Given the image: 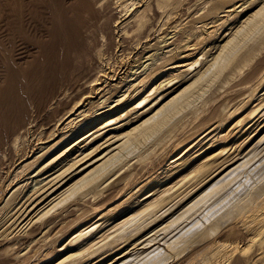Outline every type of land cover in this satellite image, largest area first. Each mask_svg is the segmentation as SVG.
I'll list each match as a JSON object with an SVG mask.
<instances>
[{
    "label": "rangeland",
    "instance_id": "374dc122",
    "mask_svg": "<svg viewBox=\"0 0 264 264\" xmlns=\"http://www.w3.org/2000/svg\"><path fill=\"white\" fill-rule=\"evenodd\" d=\"M219 2L220 0H175L174 6L157 11L156 0H126L128 12L123 7L125 3L113 9L115 22L112 21L111 25V39L98 36V47L93 49L92 55L88 58H78L71 45L72 41L69 39L70 46L67 51L58 56L52 52L59 51L57 49L61 48V45L57 41L51 44L50 37L44 28L27 31L28 39H23L26 45V57L24 58L26 60H23L22 64L27 68L41 57H45L46 60L41 69L30 70L28 75L26 72L27 81L30 82L32 90H25V94L38 97L39 110L37 124L31 123L26 127L29 130L22 144L26 154L22 157H19V154L14 155L11 160L5 157L4 164L0 167L2 176L0 180V257L5 256L6 258L3 264H63L68 259L69 261L81 260L83 253L79 250L80 246H73L74 243H69L71 238L78 235L88 225L95 222V225L99 224L101 220L98 218H101L103 213L123 203L131 195L130 193L136 191V188L147 181L146 178L173 161L175 156L178 158L183 155L182 152H187L198 139L200 140L211 130L213 131L219 124L217 118L209 121L205 126H201L199 120L214 106L222 104V100H225L223 105H229L226 111L228 108L230 110L233 105L236 107L243 101L246 103H243L245 105L238 110V113L230 117L231 119H224L226 122H223L225 125L221 129L222 132L218 133L224 139L213 144L208 150L203 149L195 163L205 162L219 154L220 158L217 156L216 161L217 168L222 163L223 165L215 171L214 174H217L218 171L226 167L232 168L239 163L241 161L239 159L246 152L253 154L257 148L261 149L264 146V140L258 142L264 135V103H261L264 102V95H262L264 83L255 91L254 94L257 96L249 97V99L247 97L249 93L248 95L246 93L250 92V85L257 83L256 78L245 84H239L237 83L239 76L229 77V82L224 86L220 84L216 86L213 83L211 88L216 91L211 94L214 100L206 106L209 110L202 111L203 114L201 111L198 115L195 114L196 120L195 115H190L191 118L190 116L184 117L179 129L171 134L168 141V137L165 139L167 142L164 140L165 143L163 142L161 146L158 144L154 150L157 153L151 154L147 158L148 161L138 160L137 156V153L148 143H139L137 146L131 140L126 141L127 138L124 136L149 117L156 113H163L179 102L182 98V91L195 81L198 71L202 72L208 64L213 63L221 51V46L233 37L236 30L264 9V0H234L215 10L213 6ZM141 24L143 26L139 27ZM29 25L35 26L36 24L31 22ZM196 29L199 35L186 37L190 31ZM11 40L12 36L6 37L4 46H10ZM38 40L44 44V50L38 48L36 44ZM262 52L264 53V50ZM198 56L203 57V63L196 70H189L187 67L176 68ZM186 59L190 60L185 61ZM262 67L261 73L264 72V64ZM154 73H158V76L152 82L153 86L149 87L151 83L148 84V81L155 75ZM252 81L255 82L252 83ZM143 85L148 86L141 91ZM151 88L156 89L154 91ZM139 91L140 93L136 95ZM140 94L142 97L148 95L147 103L141 109L134 108L135 104L132 102ZM175 98L178 100L169 104ZM119 100H123L127 108L122 111L118 110L119 114L115 112L112 115L116 125L99 131L98 128L101 127L99 124L86 133H79L76 136L69 135L73 125L66 126V123L70 119L78 115L74 122H86L92 112L97 110L91 115L108 111ZM239 101H242L241 104ZM196 102L198 103L199 100ZM260 103L262 104L261 109L256 112V115H252L253 110ZM29 109L32 112L34 105L30 104ZM178 115L179 113L176 116ZM240 120L244 122L240 123ZM165 129L167 127L150 135L148 142L153 141ZM68 135L70 139L62 141ZM87 136L89 137L85 139ZM58 141H60L59 144ZM124 141H126L125 144H123ZM177 143L180 145L183 143L181 145L184 146L183 149L182 147L175 148ZM178 149L179 151H176ZM63 151L64 153L61 154ZM45 152H47L45 157L41 156ZM112 155L115 157L107 160ZM56 156L58 158L53 162L54 164L40 172L41 168L51 163ZM98 167L99 170L90 178L91 183L100 184L99 188L111 185L105 189L102 195L104 199L99 202L101 197L97 198L98 204L93 206L89 199L91 195L81 197L82 191L87 188L80 190V188L73 189L71 186ZM39 172L41 175L35 178ZM223 174L225 173L215 177L214 182L221 179ZM181 177L182 175L179 174L172 178L163 188L175 184L172 188L175 191L181 186V189L173 194V196L181 197L183 195L181 192L187 186L182 187L183 181H179ZM211 177L213 174L196 186L189 193V197L195 195L197 190L210 188L211 185L208 186L205 183ZM36 179H44L40 184L41 189L28 198L29 187L20 188L18 191L23 189L22 193L12 199L9 203L11 204L9 212L4 214L3 210L1 211L2 206L9 205L4 202L12 192L22 185L33 184L32 181ZM11 180L14 183L17 182L6 195L5 188ZM239 180L242 179L239 178L234 182ZM111 187L115 190L110 189ZM131 188L133 191L128 193ZM222 193L223 191L216 197ZM135 197L130 199L131 202L135 200ZM147 197L142 199L144 202H138L132 207L122 209L117 217L105 223L101 232L93 236L97 238L94 241L99 243L98 237L102 234L110 236L109 240L118 232L119 235H125V233L134 231L137 223L140 222H134L137 218L134 210L140 207L138 205L148 204L151 198L146 199ZM187 199L184 198L179 203H175V206L178 204L177 209L171 205L173 209L170 207V210L172 211L169 210V214L165 215L168 218L178 215L181 211L180 205ZM45 212L48 214L41 220H37ZM161 220L158 219L157 223ZM144 223L142 225L146 224ZM121 227L125 229L122 231ZM131 228L134 229L131 230ZM141 230L136 234L138 236L143 234L137 242L153 234V232H146L145 227ZM161 237L162 235L158 238ZM164 240L159 242L161 246L164 245ZM124 244L126 245L122 243L118 248L124 247ZM131 246L129 245L127 250H131L133 247ZM141 246L139 245L138 248ZM113 251L114 249L108 250L106 254L101 255L103 257L96 253L85 263L111 264L114 257L109 260L105 257ZM126 252L128 251H122L119 256ZM126 261L116 264H123ZM0 264H2L1 261Z\"/></svg>",
    "mask_w": 264,
    "mask_h": 264
},
{
    "label": "bare ground",
    "instance_id": "6f19581e",
    "mask_svg": "<svg viewBox=\"0 0 264 264\" xmlns=\"http://www.w3.org/2000/svg\"><path fill=\"white\" fill-rule=\"evenodd\" d=\"M174 1L175 0H156V10L172 7L174 6ZM233 1L234 0H220L213 8L217 10V7ZM122 5L126 12H128L126 0H0V167L4 164L3 159H5V157L11 160L14 155L19 154V157H22L26 154V152H24L25 147L22 146L24 139L27 137L26 132L29 130L26 129V127L31 123L36 125V119L39 115L38 97H36V95H32L31 97L25 94V90H32L30 82L27 81L26 72L28 75L30 70L41 69L46 58H39L27 68L22 64V62H24L23 60H26L24 59L26 57V45L23 39H28L27 31H30V29L31 31H36L40 30L41 27L44 28L50 37L51 44L57 41L61 45V48L57 49L59 51L52 52L56 53L58 56L67 51L70 46L69 39L72 41L71 45L75 49V54L77 53L76 56L78 58H88L92 55L93 49L98 47V36L111 39V25L112 21L115 22L113 9ZM31 22L36 25L30 26L29 24ZM243 24L245 25H242L241 28L236 30L233 37L221 46V51L215 57L213 63L208 64V68L206 67L207 69L205 68L202 72L201 70L198 71L195 81L182 91V98L179 102L170 107L167 111L160 114L156 113L154 116L149 117L143 123L124 135L125 138H127L126 141L131 140L133 141L132 143L137 146L139 143H148L137 153L138 160H147V158L155 152L154 150L157 148L158 144L161 146L167 137L168 141L171 134L177 131L180 125L183 124L180 122H182L184 117L186 118L190 115L194 116L195 114L198 115L200 111L203 114L202 111L206 112L209 110L206 106L214 100L211 94L216 91L211 88L213 83H215L216 86L217 84L224 86L229 82V77L239 76L240 79L237 83L245 84L256 78V85H250V92L246 94L248 95L249 93L247 96L248 98L257 96L254 94L255 91L264 83V72L261 73L264 64V53L262 52V50H264V9L256 13L252 19L247 20V22ZM141 26H143V24L139 27ZM199 34L200 33H198L196 29L190 31L186 37L188 38L192 35ZM11 36L12 40L10 46H4L5 38ZM36 44L40 50H44L45 46L41 40H38ZM187 60L190 59H186L185 61ZM202 63L203 57L198 56L196 59L176 66V68L187 67L189 70H196V68L202 66ZM42 71H44V69H42ZM157 76L158 73L149 79L148 84L151 83L149 87L153 86L152 82ZM253 82L255 81H252V83ZM147 86L148 85H143L141 91ZM247 88L246 86V89ZM262 88H264V86H262ZM152 89L154 88H151V90ZM139 93L140 91L137 92L136 95ZM262 95H264V92ZM147 96L142 97L140 94L139 97H136L137 99L132 102V104H135L134 108H143L147 103ZM175 99L171 100L169 104L178 100ZM198 100L199 102L197 103L196 101ZM224 101L225 100H222L223 103ZM241 102L239 104H241ZM223 103L214 106L209 113H206L199 120V124L201 123V126H205L209 121L213 119L216 120L217 118L219 124L218 126L216 124L217 127H214L215 129H213V131L211 130L210 133L203 136L200 140L198 139L187 152H182L183 155L180 157L176 158L175 156L173 161H170L166 166L164 165L161 170L159 169L160 172L158 170L157 173H152L153 175L146 178L147 181L136 188V191H133L131 188L128 193L133 192L130 193L131 195L127 197L123 203L117 204L112 210H108L107 213H103L101 218H98L101 220L99 224L95 225V222L83 228L81 232L79 231L80 233L78 235L74 233L76 236L71 238L69 243H74V245L72 244L73 246H80L79 250L83 253V258L76 261H69L70 259H68L64 261L63 264H86L85 261L89 257L94 256L96 253H99L97 254L98 256L104 255L108 250L112 251V249H114L113 252L109 253L106 257L104 256L108 258V260L114 257V261L112 260L113 262L111 264L124 262L127 259L128 260L123 264H264V146L261 149L257 148L253 154L246 152V154L239 159L241 160L239 163L235 164L232 168L226 167L218 171L217 174H214L215 171L223 165L222 163L217 168L216 161L219 154L214 155L215 157L213 156V159H208L199 164L195 163L196 158L201 156L200 154L203 152V149L208 150L213 144L221 141L222 138L224 139L222 135L219 136L218 134L222 132L221 129L223 125H225L223 124L225 121L224 119H231L230 117L234 116L236 112L238 113V110L245 105L243 103L246 102L243 101L241 105H235L236 107L233 105L230 110L228 108L227 111L226 109L229 105H223ZM30 104L34 105V110L32 112H30L29 109ZM260 104L253 110L252 115H256V112L261 109L262 104ZM126 108L127 105L124 104V101L119 100L118 103L108 111L91 115L92 113H96L97 110H95L89 115L88 120L83 123L74 122V119L78 116L76 115L74 119H70L66 123V126L73 125L72 132L69 135L76 136L79 133H86L92 127L99 124H101V127L98 128L99 131L109 126L112 127L116 122L112 119V115L118 112V110L122 111ZM178 113L179 115L176 116ZM191 117L192 116L189 118ZM194 117L196 120V115ZM242 122H244V120H240V123ZM166 127L167 129L159 133L153 141L148 142L150 135L156 134ZM218 129L219 131H217ZM69 135L66 139H62V141H68L70 139ZM187 140L188 139H186V141ZM262 140H264V135L258 142ZM126 141H124L123 144H125ZM59 142L60 141H58V144ZM181 145L177 143L175 148L182 147ZM256 147L257 146H255V148ZM159 148L161 150V147ZM250 149H252V147ZM176 151H179V149ZM46 153L47 152L43 153L41 156L45 157ZM62 153H64V151L61 152V154ZM219 153H221V151ZM114 157L115 155H112L107 160ZM57 158L58 156H56L51 163L45 165L44 168H41L40 172L48 166L50 167L51 164H54L53 162ZM98 170L99 167L86 174L82 179L71 186L73 189L80 188V190L87 188L82 191L81 197L85 198L91 195L89 199L93 206L98 204L97 198L101 197L99 202L104 199L102 195L105 189L111 185L108 184L103 188H99L100 184L95 185V183H91V176ZM40 172L35 178L41 175ZM222 173H225L222 175L223 177L214 182V178ZM179 174L182 175L179 180L183 181L182 187L187 185L183 189V192H181L183 193L181 197L173 196L178 189H181V186L175 191L172 189L175 184L163 188L169 180L175 178ZM212 174L213 177L208 179L205 183L208 186L211 185L209 186L210 188L207 187L197 190L195 195L189 197V193L200 183L204 182L207 177L210 175L212 176ZM239 178L242 180L234 182ZM1 179L2 176L0 175V180ZM43 180L44 179H36L32 181L33 184L29 183L18 187L4 203L9 204L12 199L22 193L23 189L20 191L18 190L26 186L29 187L28 192L30 194L28 198H30L31 195L37 193L41 189L40 184ZM232 182L234 183L232 184ZM15 183L13 180L9 181L5 188V191H7L6 195L15 186ZM229 185L233 188L231 186L228 188ZM112 188L114 187L110 189ZM113 190H115V188ZM158 190L161 192L159 193ZM222 191L223 193L216 197ZM156 194H159V196H156ZM146 195L150 196L147 197ZM133 196L136 197L134 198L135 200L131 202L130 199ZM144 197H147L146 199L150 197L151 200L146 205H138L140 207L134 210L135 213H137V218L133 221L135 223L140 221L137 223L138 225L134 223L136 225L135 229L133 228L134 231L127 234L125 231V235H119L118 232L109 240L108 238L110 236L102 234L98 237L100 239L99 243L94 241L97 238L93 236L101 232L105 223L107 224V222L117 217L122 209L124 210L132 207L138 202H144L142 201ZM123 198L124 197H122V199ZM182 198L188 199L180 205V213L174 217L168 218L166 215L169 214L170 207L182 201ZM10 206L11 204L3 205L1 211L3 210L4 214L9 212ZM47 214L48 212L41 214L37 220H41ZM158 219L162 220L157 223ZM143 223L145 225H142ZM143 227L147 228L146 232H153V234H151L150 237L148 236L147 239L137 242L143 234L141 236L136 234ZM124 229L121 227L122 231ZM133 229L131 228V230ZM161 235L162 237L159 239L158 237ZM166 237L168 238L164 240ZM162 240H164L163 246L159 243ZM122 243H126L124 247L121 246L123 249L118 248ZM129 245L133 246H131V250H127ZM139 245L142 246L138 248ZM125 250L128 252L122 253V255L119 256L120 253ZM125 258L127 259L123 260ZM5 259V256L0 257L2 264L6 262Z\"/></svg>",
    "mask_w": 264,
    "mask_h": 264
}]
</instances>
